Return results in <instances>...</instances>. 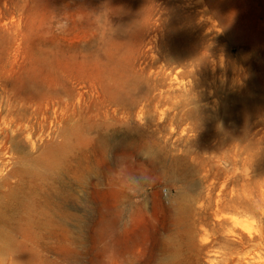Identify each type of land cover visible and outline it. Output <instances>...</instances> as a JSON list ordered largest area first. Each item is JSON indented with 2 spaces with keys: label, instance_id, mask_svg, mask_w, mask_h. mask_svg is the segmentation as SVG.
<instances>
[{
  "label": "rangeland",
  "instance_id": "obj_1",
  "mask_svg": "<svg viewBox=\"0 0 264 264\" xmlns=\"http://www.w3.org/2000/svg\"><path fill=\"white\" fill-rule=\"evenodd\" d=\"M192 1L201 4L200 10L207 6L203 17H185L180 6ZM101 11L128 19L137 69L148 58L159 61L157 92L163 90L158 97L166 106L175 97L186 103L181 93L193 86L208 93L215 80L219 86L175 136L183 127H198L196 144L188 147L183 141L175 147L176 155L184 150L187 156L185 167L191 173L185 183L195 197L193 216L199 221L183 263H264L259 237L264 234V52L259 50L264 47V0H0V264L114 263V229L101 226L103 216L114 215L116 187L110 189L107 183L87 188L98 215L83 230L40 226L35 220L38 201L43 200L40 188L52 151L63 139V124L54 126L55 116L49 114L53 134L48 143L38 132L17 133L14 122L22 110L16 90L23 83L60 89L70 83L86 91L98 78L97 65H86L82 54L96 37ZM178 47L181 55L175 56ZM222 124L231 129L229 139ZM139 151L136 147L120 153L117 165L102 162L99 169L106 181L144 174L160 190L163 205L156 215L163 218L181 182L170 172L171 160L163 167L144 166L145 171L132 166ZM143 198L134 196L128 211ZM142 214L137 213L138 224L131 231L139 236L140 250L148 237ZM235 219L248 223L255 240L242 237L244 229Z\"/></svg>",
  "mask_w": 264,
  "mask_h": 264
},
{
  "label": "bare ground",
  "instance_id": "obj_2",
  "mask_svg": "<svg viewBox=\"0 0 264 264\" xmlns=\"http://www.w3.org/2000/svg\"><path fill=\"white\" fill-rule=\"evenodd\" d=\"M200 5L198 1H192L180 6V9L185 17H203L207 6L205 4L206 7L200 10ZM116 22L120 25L117 26ZM99 23L95 39L83 47V62L86 65L94 62L99 70L98 78L88 84L86 91L76 90L70 81L65 89L23 83L16 90V96L22 102V110L14 120L17 133L26 129L38 132L41 141L49 143L53 134L52 127L49 129V114L53 112L55 116L51 122L54 126L63 124V139L56 143L57 148L52 151L54 155L45 166L46 182L40 188L43 189V200L38 201L35 220L40 226L48 225L56 230L67 232L71 225L83 230L91 218L98 215L95 203L87 195V188L102 187L108 183L110 189H117V205L114 217H102L101 228L109 226L114 229L113 264H187L183 263L184 251L190 249L194 242L199 221L193 216L195 197L185 183L191 173L185 167L187 156L184 150L176 155L175 147L183 141L188 147L196 144L198 127H183L179 136H175L185 121L196 117L197 109L203 110L202 101L218 92L219 86L215 80L209 85V93L204 90L197 92V86H193L181 93L186 97V103L175 97L166 106L158 97L163 95V90L157 92L160 90L162 70L157 66L159 61L155 57L148 58L143 61L144 66L135 67L138 57L128 19L123 17L118 20L115 14L101 11ZM255 49H252L253 56H256ZM259 50L264 52V47ZM174 54L181 55L179 47ZM164 56H170L169 49ZM214 104L219 105L216 101ZM134 121L136 125L132 124ZM204 132L202 130L201 133ZM222 133L226 139L232 135L231 129L224 124ZM136 147L140 151L132 166H139L145 171L144 166L163 167L166 161L171 160L173 171L170 172L181 182L179 192L170 196L163 218L156 215L163 205L160 190L156 184L148 183L144 174L129 173L125 177L106 181L99 169L102 162L117 165V155L128 154ZM93 153H97L95 158ZM171 154L174 157L170 158ZM145 185H149V190ZM139 195L144 196L143 200L128 211L133 197ZM137 213H143L147 221L148 237L144 250L138 249L139 236L131 233L138 224ZM235 222L244 229L241 232L243 238L255 240L246 221L235 219ZM52 228L50 232H53ZM259 237L264 241L263 233ZM142 252L145 259L141 258ZM241 264L264 263L253 261Z\"/></svg>",
  "mask_w": 264,
  "mask_h": 264
}]
</instances>
